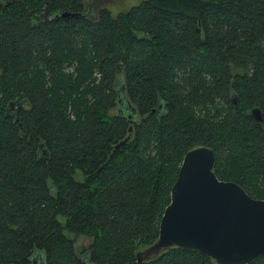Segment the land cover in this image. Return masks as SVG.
I'll list each match as a JSON object with an SVG mask.
<instances>
[{"label":"trees","instance_id":"1","mask_svg":"<svg viewBox=\"0 0 264 264\" xmlns=\"http://www.w3.org/2000/svg\"><path fill=\"white\" fill-rule=\"evenodd\" d=\"M263 123L264 0H0V264H215L135 254L192 147L264 199Z\"/></svg>","mask_w":264,"mask_h":264},{"label":"water","instance_id":"2","mask_svg":"<svg viewBox=\"0 0 264 264\" xmlns=\"http://www.w3.org/2000/svg\"><path fill=\"white\" fill-rule=\"evenodd\" d=\"M76 15L67 11L60 14ZM231 98L234 103L232 94ZM248 115L255 122L262 120L258 107L250 108ZM128 138L119 140L114 149ZM37 155L48 159L42 144ZM213 163V151L207 146L185 151L158 222L157 237L136 252L137 261L170 247L204 253L215 264H248L264 254V199L250 197L235 182L217 179Z\"/></svg>","mask_w":264,"mask_h":264},{"label":"rangeland","instance_id":"3","mask_svg":"<svg viewBox=\"0 0 264 264\" xmlns=\"http://www.w3.org/2000/svg\"><path fill=\"white\" fill-rule=\"evenodd\" d=\"M85 1V0H84ZM140 0H86V3L93 2L94 5H101L107 8L111 14L124 11L131 5L137 4ZM264 126V123H263ZM67 234V233H66ZM69 235V234H68ZM76 248H85L88 250L89 239L83 236H77L73 238Z\"/></svg>","mask_w":264,"mask_h":264},{"label":"flooded vegetation","instance_id":"4","mask_svg":"<svg viewBox=\"0 0 264 264\" xmlns=\"http://www.w3.org/2000/svg\"><path fill=\"white\" fill-rule=\"evenodd\" d=\"M230 98H231V96H230ZM231 100H232V98H231ZM261 115H262V113H261ZM262 120H263V116H262ZM262 120L260 122H262ZM262 129H263V134H264V126L262 127ZM80 250L84 253V255H87L89 253L88 250H85V248H81ZM87 260H88V258H87ZM27 264H44V261H43V258H42L40 253L34 252L29 257V261L27 262Z\"/></svg>","mask_w":264,"mask_h":264}]
</instances>
